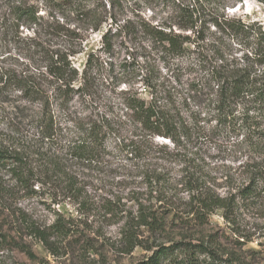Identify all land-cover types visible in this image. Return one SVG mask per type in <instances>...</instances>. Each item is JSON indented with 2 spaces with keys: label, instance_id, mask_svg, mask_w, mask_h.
<instances>
[{
  "label": "trees",
  "instance_id": "1",
  "mask_svg": "<svg viewBox=\"0 0 264 264\" xmlns=\"http://www.w3.org/2000/svg\"><path fill=\"white\" fill-rule=\"evenodd\" d=\"M243 1L0 0V130L15 122L30 135L21 148L0 147L21 194L0 193V258L37 261L27 239L53 251L52 239L74 230L60 213L43 228L11 199L103 213L123 224L128 253L143 246L141 229L157 244L169 226L204 227L262 194L264 25L227 13ZM97 33L101 47L88 51ZM15 93L26 106L12 103ZM212 150L254 156L246 185L218 192ZM150 251L138 264H236L203 242Z\"/></svg>",
  "mask_w": 264,
  "mask_h": 264
},
{
  "label": "rangeland",
  "instance_id": "2",
  "mask_svg": "<svg viewBox=\"0 0 264 264\" xmlns=\"http://www.w3.org/2000/svg\"><path fill=\"white\" fill-rule=\"evenodd\" d=\"M227 13L230 16L242 17L248 23L259 22L264 25V4L257 0H244L239 6L229 9ZM145 15L151 17L152 13L146 11ZM101 35L97 33L87 42L88 51H96L101 47ZM123 56V53H120L116 59L121 61ZM85 59L82 55L74 63L82 69ZM128 79L131 83H138L135 78ZM135 87L142 98L149 99L148 92L141 83L136 84ZM104 90L107 91V87ZM11 99L14 105H27L21 102L18 93L12 94ZM29 107L33 110L37 108V106ZM28 134L27 130L24 132L19 125H15V122L8 123L0 130V147L4 148V152L11 148H21L26 140L25 137L30 136ZM31 139L33 140L32 137ZM37 151L32 148L29 152L33 155ZM246 152L241 150L238 153L232 151L225 154L212 150L211 165L212 169H216L213 174L219 179L217 184L220 185L218 189L220 194L227 196L229 193H234L235 188L246 185L245 172L250 169L248 167L251 164H254L251 162L254 156L247 150ZM32 157L36 159L35 156ZM255 162L264 164V152L260 157H255ZM225 176L230 178L227 183L225 179L220 180ZM9 179L0 165V193L11 191L16 195L19 191ZM120 193L118 192L117 195ZM261 193L248 201L237 200L234 211H228L226 214L222 210L217 211L204 227L169 226L166 235L157 244L147 230L141 229L138 234L143 246L128 253L126 240L122 236L123 224L109 222L103 218V213L93 212L89 216H84L67 203L60 206L52 205V199L49 197L25 199L20 202L11 199L9 204L23 208L43 228L51 226L56 214L60 213L67 221H72L71 226L74 230L73 235L68 239L58 237L52 239L56 245L53 251L46 249L38 241L27 239L38 258L37 261H31L18 252L12 254L7 252L0 260L2 264H138L151 256L152 246L172 245L174 242L185 240L194 243L203 242L223 261H234L236 264H264V191ZM20 195L18 197H21ZM6 229L11 230L9 226Z\"/></svg>",
  "mask_w": 264,
  "mask_h": 264
}]
</instances>
